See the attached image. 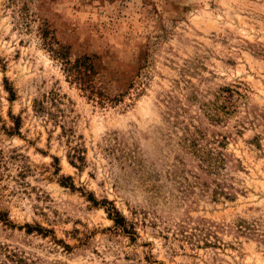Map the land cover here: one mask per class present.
<instances>
[{
	"label": "rangeland",
	"instance_id": "rangeland-1",
	"mask_svg": "<svg viewBox=\"0 0 264 264\" xmlns=\"http://www.w3.org/2000/svg\"><path fill=\"white\" fill-rule=\"evenodd\" d=\"M38 15L97 58L111 103L65 82ZM220 89L236 94L210 124ZM51 91L83 165L33 109ZM191 125L221 142L230 199L179 145ZM0 246L27 264H264V0H0Z\"/></svg>",
	"mask_w": 264,
	"mask_h": 264
},
{
	"label": "trees",
	"instance_id": "trees-1",
	"mask_svg": "<svg viewBox=\"0 0 264 264\" xmlns=\"http://www.w3.org/2000/svg\"><path fill=\"white\" fill-rule=\"evenodd\" d=\"M25 14L24 16H26ZM39 24L37 25L36 31L38 38L40 40V45L42 49L48 54L49 58L58 64L59 69L64 76L65 82L70 86H74L79 90L87 100L95 102L99 106H105L112 102L107 96L103 88L99 85V73L96 64L97 58L94 56L86 55L83 53L73 52L70 45L64 44L58 40L55 33L50 30L48 23L41 18L39 15ZM31 17H29L30 19ZM26 21V18L23 17ZM8 90L9 88H5ZM9 96L12 100L14 94L11 90H8ZM233 94L235 91L230 89H220L214 94V101L201 105V111L206 120L210 124L219 123L222 121L223 116L228 114L229 107L232 106ZM237 95L242 98L240 94ZM196 99V96H192ZM63 97L58 93L51 91L47 94H43L39 100H35L33 103V109L35 113L45 117L46 122L51 124L54 129H59L60 134L65 138L66 143L69 147V163L75 167V165L84 163V158L82 156L83 150L77 144L70 146L72 143L74 135L70 128L66 126V115L65 110L62 108ZM220 100H223L220 102ZM220 102V106H218ZM223 113V114H221ZM20 119L16 118L13 120V127H11L7 134H18L20 129ZM193 130L189 127L183 128L184 136L180 138L179 145L182 150L189 154L192 159H195L200 164V169L204 172L207 177H218V180H211L212 184L215 186L214 197L222 196L225 199H230V196L225 194L223 191V185L219 177L220 170L224 169V155L221 151L214 147L221 146V142L217 141L212 137L211 145L202 144L201 141L205 139L203 132L196 126L191 125ZM132 160H134L132 158ZM208 188V185H205ZM108 217L114 222L115 226L121 228L122 231L126 232L128 230V225L126 224L124 218L119 214V212L111 206L107 209ZM0 264H27L25 260L16 252V250H11L6 246H0Z\"/></svg>",
	"mask_w": 264,
	"mask_h": 264
}]
</instances>
